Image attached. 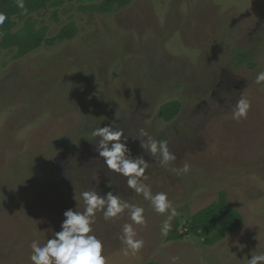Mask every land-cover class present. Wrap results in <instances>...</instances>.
Segmentation results:
<instances>
[{
	"label": "rangeland",
	"instance_id": "374dc122",
	"mask_svg": "<svg viewBox=\"0 0 264 264\" xmlns=\"http://www.w3.org/2000/svg\"><path fill=\"white\" fill-rule=\"evenodd\" d=\"M98 2L65 0L32 14L48 37L74 24L69 39L16 59L0 49V264H31V241L59 231L64 210H82L75 201L81 191L119 193L125 178L107 173L91 136L108 124L125 135L144 128L168 140L177 159L153 167L145 182L167 192L179 214L162 237L165 217L121 188L145 208L147 224L133 225L145 243L124 255L116 237L126 217L106 222L97 213L93 230L107 264H246L251 253L264 252V86L254 83L264 70V0H131L107 13L88 8ZM15 21V28L23 23ZM238 52L246 55L241 64ZM240 94L252 106L236 122L231 105ZM169 101L178 103V113L164 121L159 108ZM127 143L133 156L150 160L138 140L129 136ZM185 162L188 174L170 171ZM221 189L243 222L206 245L189 222Z\"/></svg>",
	"mask_w": 264,
	"mask_h": 264
},
{
	"label": "clouds",
	"instance_id": "9594fccd",
	"mask_svg": "<svg viewBox=\"0 0 264 264\" xmlns=\"http://www.w3.org/2000/svg\"><path fill=\"white\" fill-rule=\"evenodd\" d=\"M16 7L22 14L27 15L25 0H15ZM8 17L0 12V26ZM256 85L264 86V70L256 73L254 78ZM216 106H219L217 103ZM252 100L243 94L239 95L235 103L231 105V119L236 122L246 120ZM91 136L97 139L95 151L103 158V166L107 173L118 174L124 177L123 190L136 193L141 196L158 215L164 216L159 233L167 237L172 231L173 220L179 214L173 206L165 191L153 192L152 186L145 181L153 167L169 165L177 159L176 154L169 149V142L164 138H155L144 128L138 129L134 134L125 135L121 128L108 124L94 128ZM129 136L139 141L143 152L150 157L133 156L128 146ZM191 165L185 162L182 167H172L171 172L177 176L188 174ZM110 188L112 185H108ZM119 190H109L100 193L93 189L83 190L79 194L82 210L68 208L63 212L60 222V230L52 231L50 236L43 240L34 238L30 245L29 260L31 264H107L104 255V242L95 234L93 225L97 220V213L102 215L104 221H116L126 217L121 225V232L117 239L124 246V255H135L144 247L143 238L138 237V232L133 225L144 226L147 224L145 208L139 203H133L124 198ZM175 257L172 258L173 262ZM246 264H264V252L252 254L246 258Z\"/></svg>",
	"mask_w": 264,
	"mask_h": 264
},
{
	"label": "trees",
	"instance_id": "16d2710c",
	"mask_svg": "<svg viewBox=\"0 0 264 264\" xmlns=\"http://www.w3.org/2000/svg\"><path fill=\"white\" fill-rule=\"evenodd\" d=\"M65 0H25L27 15L21 13L16 7L15 0H0V12L8 17L0 26V49L13 51V58H20L25 54L39 48L41 45H52L62 39L73 37L77 29L69 23L60 28L55 36H47V27H37L32 14L39 13L48 7H58ZM131 0H99L98 3L88 6L92 11L107 13L114 9L127 6ZM15 19L23 23L16 27ZM246 58L244 53L238 52L236 59L241 64ZM178 113V103L169 101L162 104L159 114L164 121L171 120ZM243 222L241 213L228 203L226 191L221 189L216 201L197 211L189 222V232L202 237L206 245H213L227 234L237 230ZM177 237L176 233L170 236Z\"/></svg>",
	"mask_w": 264,
	"mask_h": 264
}]
</instances>
